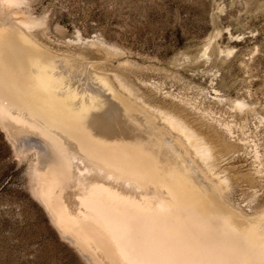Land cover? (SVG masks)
<instances>
[{"label": "bare ground", "instance_id": "6f19581e", "mask_svg": "<svg viewBox=\"0 0 264 264\" xmlns=\"http://www.w3.org/2000/svg\"><path fill=\"white\" fill-rule=\"evenodd\" d=\"M21 25L0 12V124L18 147L25 135L49 147L34 192L64 238L91 264H264V213L224 198L202 135L170 112L160 126Z\"/></svg>", "mask_w": 264, "mask_h": 264}, {"label": "rangeland", "instance_id": "374dc122", "mask_svg": "<svg viewBox=\"0 0 264 264\" xmlns=\"http://www.w3.org/2000/svg\"><path fill=\"white\" fill-rule=\"evenodd\" d=\"M0 12L85 74L112 77L160 126V112L182 117L213 146L224 198L264 213V0H0ZM38 139L18 147L0 124V264H91L34 192L49 152Z\"/></svg>", "mask_w": 264, "mask_h": 264}]
</instances>
